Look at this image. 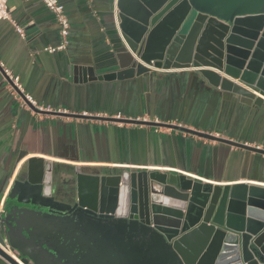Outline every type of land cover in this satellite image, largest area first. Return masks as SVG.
I'll use <instances>...</instances> for the list:
<instances>
[{
  "label": "water",
  "instance_id": "1",
  "mask_svg": "<svg viewBox=\"0 0 264 264\" xmlns=\"http://www.w3.org/2000/svg\"><path fill=\"white\" fill-rule=\"evenodd\" d=\"M116 8L125 49L114 77L195 68L243 103L264 104V0H117ZM70 174L62 199L41 158L14 179L0 211V257L9 264L20 263L7 251L24 264H264V187L157 170Z\"/></svg>",
  "mask_w": 264,
  "mask_h": 264
},
{
  "label": "crops",
  "instance_id": "2",
  "mask_svg": "<svg viewBox=\"0 0 264 264\" xmlns=\"http://www.w3.org/2000/svg\"><path fill=\"white\" fill-rule=\"evenodd\" d=\"M58 1L70 22L64 50L44 51L60 38L54 15L40 0H7L11 21L0 20V62L38 106L51 109L26 107L0 69V211L32 157L50 164L58 179L67 168L139 169L264 187V154L165 126L264 149V104L243 103L209 85L195 68L114 77L116 54L125 49L117 0ZM82 112L112 120L71 116ZM0 264L9 263L0 257Z\"/></svg>",
  "mask_w": 264,
  "mask_h": 264
},
{
  "label": "built area",
  "instance_id": "3",
  "mask_svg": "<svg viewBox=\"0 0 264 264\" xmlns=\"http://www.w3.org/2000/svg\"><path fill=\"white\" fill-rule=\"evenodd\" d=\"M40 1H42L45 7L49 11H51L52 14L54 15L55 21L58 26V33H59V38H60L58 45L46 46L44 47V51L47 53H53L55 51L64 50L66 48V45L68 42V36L70 32L69 17L66 14L63 5L58 0H40ZM0 20L11 21L10 8L7 6V0H0ZM13 24L19 36L21 38H24L25 33L22 27L18 26L16 23H13ZM0 69L2 70L5 77L9 80L10 88L16 93H19L22 95L23 97L22 101L26 107H29L33 111H39V110L51 111V109L48 107L38 106L36 102L32 99V97H30V95L24 93L23 87L19 82V78L11 74L10 71L3 65L2 62H0ZM81 114L84 116L89 115L87 112H82ZM116 117L119 118L120 116L117 115ZM7 253L11 255L18 263L24 264L20 261V258L17 252L7 251Z\"/></svg>",
  "mask_w": 264,
  "mask_h": 264
},
{
  "label": "flooded vegetation",
  "instance_id": "4",
  "mask_svg": "<svg viewBox=\"0 0 264 264\" xmlns=\"http://www.w3.org/2000/svg\"><path fill=\"white\" fill-rule=\"evenodd\" d=\"M71 172H73V169H65V171H62V177L59 179L54 173H52V186L56 189L53 192V195L56 199H62L63 191L67 188H72L74 183V176L73 174H70Z\"/></svg>",
  "mask_w": 264,
  "mask_h": 264
},
{
  "label": "bare ground",
  "instance_id": "5",
  "mask_svg": "<svg viewBox=\"0 0 264 264\" xmlns=\"http://www.w3.org/2000/svg\"><path fill=\"white\" fill-rule=\"evenodd\" d=\"M183 10V7H181L180 9H179V11L181 12ZM175 18V17H174ZM174 18H173V20H174Z\"/></svg>",
  "mask_w": 264,
  "mask_h": 264
}]
</instances>
